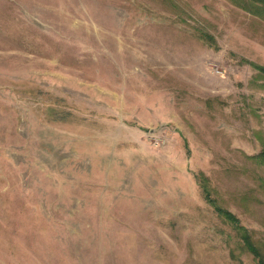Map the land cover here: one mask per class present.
<instances>
[{"label":"rangeland","instance_id":"1","mask_svg":"<svg viewBox=\"0 0 264 264\" xmlns=\"http://www.w3.org/2000/svg\"><path fill=\"white\" fill-rule=\"evenodd\" d=\"M247 0H0V264H257L264 16Z\"/></svg>","mask_w":264,"mask_h":264},{"label":"trees","instance_id":"2","mask_svg":"<svg viewBox=\"0 0 264 264\" xmlns=\"http://www.w3.org/2000/svg\"><path fill=\"white\" fill-rule=\"evenodd\" d=\"M246 4L254 8L256 14L264 16V0H247ZM217 213L236 230L243 247L254 257L257 264H264V243H256L252 240L248 230L229 211L216 206Z\"/></svg>","mask_w":264,"mask_h":264}]
</instances>
